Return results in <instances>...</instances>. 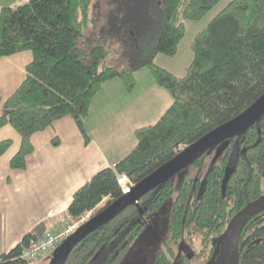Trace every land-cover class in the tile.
Returning <instances> with one entry per match:
<instances>
[{
	"label": "trees",
	"instance_id": "16d2710c",
	"mask_svg": "<svg viewBox=\"0 0 264 264\" xmlns=\"http://www.w3.org/2000/svg\"><path fill=\"white\" fill-rule=\"evenodd\" d=\"M220 1L105 0L103 8L99 0H29L2 6L0 57L33 52L26 78L5 100L0 114V127L11 124L22 137L11 166L26 168L34 149L32 134L66 115L75 118L89 141L85 120L103 83L119 78L131 91L135 73L149 68L173 102L155 123L136 129L137 143L129 154L75 191L68 212L80 219L105 197L96 213L124 194L121 176L136 184L182 146L243 112L264 92V0H231L214 15L194 37L193 60L184 75L155 61L159 53L177 54L186 21L202 19ZM97 24L91 36L86 35ZM84 37L87 46L82 45ZM112 44L119 57L110 62ZM225 140L219 163L205 171L204 178L198 172L203 173L208 150L85 235L64 264H121L174 194L176 182L170 234L154 264H173L185 235L192 242L199 240L201 250L182 253L179 264H221L220 246L229 221L263 194L264 113ZM11 144L9 138L1 140L0 155ZM36 237L34 232L25 234L14 248L1 253L0 264H26L22 252ZM56 251L50 254L51 263ZM239 256L240 264H264V210L247 220Z\"/></svg>",
	"mask_w": 264,
	"mask_h": 264
},
{
	"label": "crops",
	"instance_id": "0c3cea01",
	"mask_svg": "<svg viewBox=\"0 0 264 264\" xmlns=\"http://www.w3.org/2000/svg\"><path fill=\"white\" fill-rule=\"evenodd\" d=\"M11 1L14 0H0V10L4 5H13ZM32 59L31 50L0 57V114L5 100L26 78ZM154 86L152 76L140 83L136 75L131 91L119 78L105 81L92 99L85 120L90 140L86 141L72 115L58 118L32 134L34 149L23 169L10 164L21 146V134L11 124L0 127V141L12 140L0 155V255L14 248L29 232L42 236L57 224L73 219L68 207L75 191L95 173L129 154L137 143L136 129L155 123L172 104V95L161 89L158 98L154 92L144 100L145 90ZM138 101L142 103L138 105ZM49 258L51 255L34 264H52V259L46 262Z\"/></svg>",
	"mask_w": 264,
	"mask_h": 264
},
{
	"label": "rangeland",
	"instance_id": "374dc122",
	"mask_svg": "<svg viewBox=\"0 0 264 264\" xmlns=\"http://www.w3.org/2000/svg\"><path fill=\"white\" fill-rule=\"evenodd\" d=\"M29 0H14L11 1L13 5H18L20 3L28 2ZM98 0H95L97 2ZM100 3H102V7L105 8V0H99ZM231 0H221L216 6H214L202 19L199 20H187L186 21V34L182 41L179 44V49L177 54L170 56L165 53H159L155 57L156 63L160 64L161 66L171 70L172 72H175L176 74L184 75L190 65V63L193 60V50H192V42L194 40L195 35L203 29L208 22L213 18L214 15H216L226 4H228ZM95 11V7L93 8V13ZM97 16V14H96ZM99 25L97 24L96 26H90L86 30V35H90L94 32L93 29L98 27ZM84 43H82L83 46H87L89 44L88 41L85 40V37L83 38ZM87 43V44H86ZM117 45L112 44L110 47L111 49V58L110 62L113 61L114 58H118L119 54L117 55L114 50L116 49ZM117 63H119V59L116 60ZM137 73V74H136ZM135 75H137V79L140 80V83H145L148 81L149 77H153L151 74L149 68H143L136 72ZM150 75V76H149ZM154 78V77H153ZM143 80V81H142ZM140 91L144 89L143 86L139 88ZM158 89H161L164 94L170 93L166 88L160 86L157 84L155 81V86L154 88H150L148 90H145V93H143L144 100H146L150 95H152L154 92L156 93V97H159V91ZM137 90V93L139 97L141 96V92ZM171 95V93L169 94ZM164 99V97H162ZM136 100V99H135ZM142 103L141 101H138V105ZM136 106V105H135ZM134 106V107H135ZM142 108V107H141ZM142 115L144 114L143 112L141 113ZM105 135L101 136L102 138ZM225 144L226 140H222L218 142L217 144L213 145L211 148H209L207 152V159L206 162L203 165V173L198 172L199 176L201 178H204V172L207 171L209 168L212 166L216 165L219 163V158L222 156L224 149H225ZM185 146H182L184 148ZM190 168V167H189ZM178 178L181 177V172H178L176 174ZM128 184L131 186V182L128 179V177L125 178V181L123 182V186H126ZM178 190V182H176V188L175 192L173 195H171L165 202V205L161 212L157 215H155L153 218L150 219L148 222V227L147 229L136 239L131 245V248L122 261L121 264H154L157 259V253L160 249L161 246L164 245V240L166 237L169 236L170 234V218L172 214V209H173V200L176 197ZM263 193H264V172H263ZM108 197H105L104 200L93 210L88 211L85 213L82 218H80L78 221L84 219L80 225H82L86 220H88L93 214H95L102 206L105 205ZM75 220H65L62 223L64 225L71 224ZM76 221V222H78ZM177 257L173 259V264H179V257L182 253H185L187 251H195V250H201V245L199 240H194L193 242L190 241V239L185 237L183 240L180 242L179 246L177 247ZM53 255V254H52ZM51 255V256H52ZM50 256V255H48ZM46 257L38 259L35 263H40L42 262ZM51 258L47 259V261H50ZM202 260H196L195 264H202ZM34 264V263H33Z\"/></svg>",
	"mask_w": 264,
	"mask_h": 264
},
{
	"label": "water",
	"instance_id": "95a60500",
	"mask_svg": "<svg viewBox=\"0 0 264 264\" xmlns=\"http://www.w3.org/2000/svg\"><path fill=\"white\" fill-rule=\"evenodd\" d=\"M263 113L264 92L243 112L214 128L197 141L185 146L172 159L165 162L136 184H133L130 190L124 192L121 197L113 201L100 212L92 215L60 244L52 264H64L73 247L94 228L117 214L128 203L137 202L143 192L181 169L192 159L209 150L213 145L244 129ZM262 210H264V193L248 202L231 218L224 232L220 246L221 264H240L239 241L243 228L250 217Z\"/></svg>",
	"mask_w": 264,
	"mask_h": 264
},
{
	"label": "built area",
	"instance_id": "2783aa9c",
	"mask_svg": "<svg viewBox=\"0 0 264 264\" xmlns=\"http://www.w3.org/2000/svg\"><path fill=\"white\" fill-rule=\"evenodd\" d=\"M127 176H121L119 178L120 183L123 186V182ZM130 189V186L126 184L123 186V190L126 192ZM75 220L71 224L64 225V223L57 224L52 229L47 230L42 236L32 238L30 244L24 248L21 257L26 261V264H33L38 259L50 255L53 251L57 250L59 245L73 234L80 226V223L84 220ZM78 221V222H76Z\"/></svg>",
	"mask_w": 264,
	"mask_h": 264
}]
</instances>
